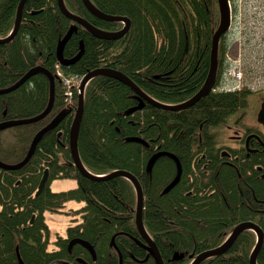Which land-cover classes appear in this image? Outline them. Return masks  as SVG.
<instances>
[{
    "label": "trees",
    "instance_id": "16d2710c",
    "mask_svg": "<svg viewBox=\"0 0 264 264\" xmlns=\"http://www.w3.org/2000/svg\"><path fill=\"white\" fill-rule=\"evenodd\" d=\"M64 1L71 12L99 28H123L122 21L90 13L82 0ZM91 1L107 14L128 17L129 30L114 40L98 38L65 16L58 0H27L17 34L0 43V89L15 84L35 66L55 74L58 42L76 24L63 54L65 58L75 56L81 42L84 53L74 64L61 65L66 75H85L97 68L119 70L149 96L173 105L199 91L210 68L212 39L220 18L218 0ZM19 2L0 0V38L12 31ZM226 35L219 44L214 88L188 108L167 110L146 101L144 107L128 113L139 99L120 80L96 76L85 88L78 137L81 160L97 175L127 170L138 178L144 194L145 227L166 254L182 251L186 258L193 250L199 253L215 247L224 238L222 234L243 220H253L264 229V146L248 155L245 144L233 140V145L227 131L228 127L231 133L247 127L244 119L251 90L217 88L226 66ZM70 88L72 95L67 97L69 88L57 77L54 104L44 118L0 131V160L18 163L36 133L58 113L64 114L24 166L0 167V264H20L18 254L25 264H71L67 261L87 253L80 243L69 250L74 238L93 244L100 264H105V253L110 252L118 264L114 235L124 263L131 257L124 250L132 248L124 241L138 235L136 190L122 176L92 180L74 164L70 128L79 89ZM49 98L48 77L43 73L31 76L17 89L0 94V123L38 115ZM12 129H16L11 136L14 140L5 141L3 133ZM133 136L148 145L127 141ZM157 150L174 153L183 169L179 182L166 193L163 191L175 177L177 166L170 156L162 155L149 172L148 161ZM46 169L48 183L36 195ZM62 179L74 180L75 186L52 188L54 180ZM71 200L82 204L65 209ZM47 211L66 212L72 221L65 234L56 235L52 247ZM253 236L244 232L237 241L248 243L246 256ZM258 258L264 264V246ZM212 259L211 264H230L224 262L225 256Z\"/></svg>",
    "mask_w": 264,
    "mask_h": 264
},
{
    "label": "water",
    "instance_id": "95a60500",
    "mask_svg": "<svg viewBox=\"0 0 264 264\" xmlns=\"http://www.w3.org/2000/svg\"><path fill=\"white\" fill-rule=\"evenodd\" d=\"M26 1L27 0H20L18 7H17L14 27H13L11 33L7 37L0 38V43L9 42L18 32L20 24L22 22V15H23V10H24V6H25ZM82 1L84 3L85 7L93 15H95L101 19L108 20V21H122V22H124L123 28L119 31L104 30L102 28H99V27L93 25L84 17L79 16V15L71 12L67 8L64 0H58V5L60 7L61 12L65 16H67L68 18H70L74 22L82 25L91 34H93L94 36H96L98 38L114 40V39L120 38L129 30L130 19L128 17L107 14V13L101 11L96 5H94L91 0H82ZM218 4H219V11H220V18H219L218 27H217V29L213 35V39H212L209 72H208L207 78H206L204 84L202 85V87L199 89V91H197L189 99H187V100H185L179 104H175V105H170V104L158 102L156 99L152 98L147 93H145L125 73H123L119 70L110 69V68H97V69H94L92 71H89L83 77L82 82H81L80 87H79L80 91H79V96H78V106H77L75 116H74V119H73V122H72V125L70 128V151H71V156H72L73 162L76 165V167L78 168V170L84 176H86L92 180H106V179H110L113 177L122 176V177L129 179L132 182V184L134 185V188L136 190V196H137V205H136L137 229H138L139 233L141 234V236L150 244V246H151L150 251L153 254V256H154V258L158 264H164V263H163V260L160 256V253H159L157 246L155 245L152 238L149 236V234L147 233V231L145 229L144 220H143L144 194H143V188H142L141 183L138 180V178L134 174H132L131 172H129L127 170H116V171H113V172H111L105 176L96 175V174H93L92 172H90L85 167V165L83 164V162L81 160L79 150H78V137H79V130H80L81 121H82L83 112H84L85 88H86L88 82L96 76H108V77H113L117 80H120L121 82L128 85L137 94L138 99H139V104L135 107L130 108L128 110V113H132L138 109H141L144 106L145 100L153 103L154 105H157L159 107L167 109V110H181V109H185V108H188L190 106H193L201 98L207 96L215 86L217 70H218V52H219L220 40H221L222 35L227 34L229 32V30L231 29L232 9H231L230 0H218ZM76 27H77V25L73 24L70 27V29L68 30V32L66 33V35L58 42L57 58L62 65L74 64L75 62H77L82 57V55L84 53V44H83V42H81L80 51L77 53L76 56H74L73 58H70V59H66L63 55L65 45L69 41V39L71 38L73 33L76 31ZM38 73L45 74L48 77L49 82H50V98H49L48 105L46 106V108L41 113H39L38 115H36L34 117L24 118V119H16V120H7V121L1 122L0 123V131L7 129V128H10V127H13V126L39 121L42 118H44L51 111L53 104H54V100H55V76L53 75V73L50 70H48L45 67H42L40 65L35 66V67L31 68L30 70H28L12 86L0 89V94L8 93V92H11V91L17 89L20 85H22L31 76L38 74ZM63 115H64L63 112L58 113L48 124H46L44 127H42L36 133V135L34 136L32 142L30 144V147H29V149H28V151H27V153H26V155L22 161H20L18 163L10 164V163H5V162L0 160V167H2L4 169H18V168H21L22 166H24L30 160L32 155L35 153L36 146L39 143V141L42 139V137L47 132H49L50 130H52L53 128H55L58 125V123L63 118ZM258 120L264 124V103L262 104V108L258 113ZM127 141L140 142L146 146L148 145V143L145 140H143L140 137H135V136L128 137ZM162 155L170 156L176 162V165H177L176 176L169 183V185H167V187L163 191L166 193L169 190H171L179 182V180L181 178V174H182V166H181L180 160L178 159V157L174 153L167 152V151H157L151 156V158L148 161L147 170L149 172H151L154 164L156 163L158 158L161 157ZM48 180H49V171H48V169H46V171H45V173H44V175L40 181L36 195L41 193V191L46 186ZM247 228L256 229L259 232L258 234H259L260 241H259L255 251L253 252V254L251 256V263L255 264L256 263V255H257V252L259 251L260 246L262 244L263 235H262V232L259 230V228H257L253 223H250V222L242 223L239 226H237L235 228V230L233 231V233L231 234V236L226 240V242H224L223 244H221L219 247H217L216 249H214L212 251L204 252V254H206V256H208L209 254L215 255V254H220V253L226 251L228 249V247L237 238L239 233L242 230L247 229ZM115 236L116 235H114L112 237L113 245H115ZM76 242L82 243L86 248L89 249V251L93 255H95V249H94L93 245L86 240L73 239L70 242V247H72V245ZM18 256H19V261L22 264H24V262L21 259L19 254H18Z\"/></svg>",
    "mask_w": 264,
    "mask_h": 264
},
{
    "label": "rangeland",
    "instance_id": "374dc122",
    "mask_svg": "<svg viewBox=\"0 0 264 264\" xmlns=\"http://www.w3.org/2000/svg\"><path fill=\"white\" fill-rule=\"evenodd\" d=\"M232 7V24L224 42L226 49V66L223 78L218 86L220 90L234 88L239 84L251 90L245 121L253 123L259 107V97L264 95V0H230ZM235 68L242 71L241 83L232 76ZM231 69V70H230ZM258 104V105H257ZM16 129L3 133L6 141H13L12 134ZM4 142V141H3ZM75 186L72 179L54 180L52 188L66 189ZM78 205L69 201L68 206ZM46 220L51 230L50 238L65 234L72 222L71 215L63 212H46Z\"/></svg>",
    "mask_w": 264,
    "mask_h": 264
},
{
    "label": "flooded vegetation",
    "instance_id": "af4514ba",
    "mask_svg": "<svg viewBox=\"0 0 264 264\" xmlns=\"http://www.w3.org/2000/svg\"><path fill=\"white\" fill-rule=\"evenodd\" d=\"M115 31H117V30H115ZM67 59H70V58H67ZM258 100L260 102H259L258 110L256 112L255 122L249 123V122L245 121V119H244V122L247 125V127L241 126L242 128H240V129L239 128H236L235 130L233 129L232 133L230 132V128L229 127L227 128V131L229 132L228 134H231L229 136L227 135L228 137H230L231 143L233 145H235L233 143V140H236L237 142L245 144V148L248 152V155L251 153L259 152L260 147L264 146V124L258 120V113L262 108V104L264 103V95H260ZM138 104H139V100H138ZM144 105H145V101H144ZM251 145H253V147ZM159 151H164V150H159ZM259 169H260V167H259ZM225 219H228V217ZM246 222L253 223L262 232V235H263L262 244L260 246L259 251L257 252L256 263H255V264H261L259 262L258 257H259L260 252L262 251L263 246H264V229L257 222H255L253 220H248V221L243 220V221L238 222L232 228V230L229 233H227V231H226L224 234H222V236L224 238H222V240L220 242H218L215 247L205 249L199 253L196 252L195 250H193L192 252H188L186 258H184L185 255L182 251H180V252L177 251L173 254L171 253L172 255L164 253L163 250L157 244V242L154 241L152 236L148 233L146 227H145V229H146L147 233L149 234V236L152 238L155 245L157 246L164 264H176L177 262H180V261H182L184 264H211V262H212L211 260H214V259H212V258H214V256H216V257L225 256L226 261H224V262H227L230 264H252L251 263V256H252L253 252L255 251V249H256L259 241H260L259 234H258L259 232L256 229H252V228H247V229L242 230L239 233V235L237 236V238L234 240V242L228 247V249L226 251H224L220 254H215V255L209 254L208 256H206V254H204V252L212 251V250L216 249L217 247H219L224 242H226V240L231 236V234L233 233L235 228L237 226H239L240 224L246 223ZM144 225H145V223H144ZM244 232H252L254 234V236H253L254 238L252 237V240H253L252 246L249 249L250 251H249L248 256H246V250H245L248 246V243H246L242 240L237 242L239 237ZM50 240H51L50 246L52 247L53 246V243H52L53 240L51 238H50ZM124 242L126 243V245L128 247L130 246L132 248V249L124 250V251L130 253V255H131L129 260H127V262H128L127 264H158L157 261L155 260L154 256H153V254L150 251V247H151L150 244L141 236L139 231H138V235H133V236H131L130 240L124 241ZM250 243L251 242H249V244ZM83 247H85V246L83 245ZM114 247L116 248V250L119 253L118 264H125L124 259H123L124 256H123L122 250H120L118 248L119 246H117L116 243H115ZM86 249H87L86 250L87 253H84V252L80 253V254L74 256L72 259H70L67 262H69V263L71 262V264H77V263H79V264H100L101 262H99V254L95 251V255H93L89 251L88 248H86ZM246 257H248V259H245ZM104 258H105V264H117L116 263L117 260L115 259L113 253H111V252L105 253ZM230 259H234V260L231 261ZM20 264H22V263L20 262ZM24 264H25V262H24Z\"/></svg>",
    "mask_w": 264,
    "mask_h": 264
},
{
    "label": "bare ground",
    "instance_id": "6f19581e",
    "mask_svg": "<svg viewBox=\"0 0 264 264\" xmlns=\"http://www.w3.org/2000/svg\"><path fill=\"white\" fill-rule=\"evenodd\" d=\"M77 55V54H76ZM75 55V56H76ZM74 57V56H73ZM73 57H71V58H73ZM216 84V83H215ZM12 86V85H11ZM10 87V86H9ZM218 88V87H217ZM231 89H240V85L239 84H236V85H234V88H231ZM65 94L67 95V97H69V96H71L72 95V90H66L65 91ZM153 98V97H152ZM147 100H145V102H146ZM158 101V100H157ZM147 102H149V101H147ZM158 102H160V101H158ZM149 103H151V102H149ZM163 103V102H162ZM151 104H153V103H151ZM179 104V103H178ZM170 105H173V104H170ZM175 105V104H174ZM148 143V142H147ZM151 158V157H150ZM179 159V158H178ZM177 166V165H176ZM182 166V165H181ZM182 172H183V169H182ZM94 174V173H93ZM97 175V174H96ZM105 175H107V174H104V175H100V176H105ZM182 175V174H181ZM176 176V175H175ZM174 179V178H173ZM72 201V200H71ZM73 201H75V200H73ZM69 202V201H68ZM68 202L66 203V205H65V209H67V208H70V207H78V206H80L81 204H82V202H78V205H72V206H68ZM137 205V204H136ZM64 213H66V212H64ZM137 226V225H136ZM74 239H81V238H74ZM73 240V239H72ZM71 240V241H72ZM82 240H84V239H82ZM70 241V242H71ZM87 241V240H86ZM76 243H80V242H76ZM76 243H74V244H76ZM90 243V242H89ZM73 244V245H74ZM80 244H82V243H80ZM73 245H72V247H73ZM72 247H70V243H69V246H68V248H69V250H71L72 249Z\"/></svg>",
    "mask_w": 264,
    "mask_h": 264
},
{
    "label": "built area",
    "instance_id": "2783aa9c",
    "mask_svg": "<svg viewBox=\"0 0 264 264\" xmlns=\"http://www.w3.org/2000/svg\"><path fill=\"white\" fill-rule=\"evenodd\" d=\"M58 74L60 76H63V74H62V72L60 70H58ZM235 74H236L237 77L240 78V76H241L240 72H236ZM80 78H81L80 75L75 74V75H73L71 77H64V80H65L66 84L70 85L71 83H78L80 81Z\"/></svg>",
    "mask_w": 264,
    "mask_h": 264
}]
</instances>
